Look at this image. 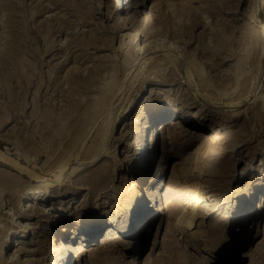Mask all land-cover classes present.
<instances>
[{"label":"rangeland","instance_id":"1","mask_svg":"<svg viewBox=\"0 0 264 264\" xmlns=\"http://www.w3.org/2000/svg\"><path fill=\"white\" fill-rule=\"evenodd\" d=\"M135 1L142 5L127 7L125 13L148 16L150 30L160 31L157 38L150 37L148 41L153 44L159 41L155 45L160 51L155 55L159 59H164L165 55L170 59L165 78L149 80L148 64L129 63L126 43L136 26L126 22L124 29L119 28L112 0H0V155L19 162L36 176L31 179L21 175L0 158V246L9 244L7 249L0 247V258L4 256L7 264H13L10 262L13 255L17 264H56L53 253L60 239L71 241L72 236L69 232L60 234L66 222L58 220L60 209H65L64 216L71 218L88 199L102 208L117 205L118 217L123 218L127 211L123 203L136 197L143 186V181L132 169L138 153L134 148L135 135L129 128L124 130L125 125L147 105L142 115L143 124L158 101L175 88H179L182 97L175 105L172 131L181 133V143L173 147L168 143L167 149L172 148L166 153L169 159L164 161L166 174L160 181L156 179L152 187L162 201L167 200L165 205L171 204V200L165 198L171 184L183 191L194 190L201 184L209 192L207 196L215 194L219 199L238 192L240 198L220 201L222 211L228 208L225 214L207 211L218 201L216 196L206 199L207 206L200 209L194 221L202 225L201 230L218 233L219 227L232 223L231 208H237L241 202L245 206L253 193H259L255 177L259 167L264 165V0ZM118 5L123 13L126 6L123 9L120 2ZM172 81L176 83L167 84ZM213 86L216 92L211 91L215 89ZM112 92L114 98L110 108L104 103L110 101L107 98ZM130 96L132 101L128 103ZM239 96H243L241 101L237 100ZM133 97L137 98L133 100ZM127 104L129 109H124ZM186 114H197L196 119H203L204 126L194 130L181 122L180 117ZM211 126L212 129L223 128L228 135L224 164L215 166L210 157L202 163L204 169L200 173L188 174L186 179H172L175 165L184 169L179 164L184 151L188 150L185 145L194 142L193 136L207 134L206 128ZM154 130L155 127L145 130L149 146ZM244 130V141L238 143L237 135ZM161 143L159 135L160 149L156 147V158L148 164L146 181L151 180L161 161ZM92 151H98L96 159L87 160ZM63 165L66 169L57 181L55 175ZM96 172L108 173L115 190L98 191ZM88 177V190L70 203H61L66 201L69 190L78 180L87 183ZM46 184H51L50 191L55 190L60 195L50 201L33 199ZM222 186L226 192H221ZM184 195L190 203L183 205L178 217L187 213L185 218H189L195 204L191 192H184ZM263 195L264 192H260L258 199L253 197L245 223L240 215L239 223L238 219L233 221L235 230L242 227V231L232 232L230 242L233 245L227 248L225 260L238 261L236 264H260V258L264 257V234L254 236L249 248L243 242L249 240L247 234H253V231L246 234L249 222L264 221V209H261L263 214L252 217ZM23 196L25 206L33 204L34 208L26 209L27 216L19 218L17 204ZM202 205L204 203H200ZM42 210L45 213H41ZM218 218H222L219 224ZM176 219L167 218L166 208L162 217L154 218L150 228L142 232H134L131 228L124 232L118 221L113 226L106 223L94 233L96 236L85 237L84 247L88 250L105 246L103 251L110 264H116L110 257V254L117 256L116 253L125 255L124 259L132 264H145L150 254L157 259L155 264H170L162 245L169 239L165 238L164 230L174 224L178 244L202 256L201 250H196L197 238L186 237V231L177 225ZM24 227L31 230L30 235L23 232ZM107 227L116 235L115 239L105 242ZM156 227H160L162 235L160 240L153 241ZM120 238H128L139 248L132 253L121 249ZM79 239L78 242L82 241ZM75 240L72 243L77 242ZM250 253L254 254L253 258ZM91 263L98 264L92 260ZM212 264L217 263L212 261Z\"/></svg>","mask_w":264,"mask_h":264},{"label":"bare ground","instance_id":"2","mask_svg":"<svg viewBox=\"0 0 264 264\" xmlns=\"http://www.w3.org/2000/svg\"><path fill=\"white\" fill-rule=\"evenodd\" d=\"M119 2L121 3L123 9L126 6V10L123 13H120L119 5H118ZM112 3H113L112 5H114V7L116 9V11H115L117 13L116 14L117 15L116 21H117V24L119 25V28L124 29L126 22H127V24L131 23V24H134L136 26L135 30H133V32H132L133 34H130L129 39L127 40V43H126L127 44L126 47L128 48V53L130 56L128 59L129 63L130 64L143 63L146 65L148 64L150 66L148 71H147L148 72L147 78L149 80H154V78H156V77L165 78V76H166L165 72L167 69H169L170 64H171L170 59H168V57H166V55L164 56V59L163 58L159 59L158 55H155L158 51H160L159 46L155 45L159 42V41H156L158 39H156V40L154 39L157 42L156 43L154 41L155 42L154 44L152 43L153 41H151V42L148 41L150 39V37L157 38V36L160 35V31L159 30H156V31L150 30V23L148 22L149 20L147 18L148 16H144V15H143L144 17L135 16V15L128 16V13H125V12H128L127 7L131 8L133 6L136 8V7L141 6L142 4L139 3V1L134 2V0H112ZM197 67L198 66H196V68ZM195 70L198 71V68ZM193 76H195V74ZM196 79H198V78L196 77ZM200 80H202V79H200ZM196 82H198V81H196ZM175 83L176 82H174V81L167 82V84H169V85H174ZM206 86H209V85L206 84ZM210 87H212V86H210ZM215 87H216V85H215ZM215 87L213 86V88H215ZM228 87H230V83H229ZM237 89H236V91H237ZM212 90H215V92L217 91L216 88L211 89V91ZM233 90H234V88H233ZM208 91H210L209 88H208ZM140 92H141V90H140ZM115 94H116V92H115ZM132 96H130V98H128V103L130 101H132ZM138 96H139V94L137 95V97ZM217 96H219V95H217ZM181 97H182V94L179 93V88H175L171 91L170 94L164 95L163 98L161 99V101H158L157 105H155V108L148 113L145 122L143 121V124H142V120H143L142 115H144V112L147 109V105L142 106L140 108V110L138 111V113L136 115H134V117L131 121L127 120V124L125 125L124 130L126 128H129L132 131L133 135H135L136 144H135L134 148H135V151L137 150V152H138L137 153V161H136L137 163L135 164V166H132V169H133V172H135L137 175H139L140 179L143 181V186H140L139 192L137 193L136 197L134 196V198H132L131 200H127V202L123 203L124 208L127 210L125 212V215L123 216V218L120 219V217H118V214H120V212L118 210L117 205H112L109 207L107 206V208H102V207H100V204L98 205L96 203L90 202L88 199H87V202H85L86 205L82 206V208L77 210L74 213V215L71 216V218L64 216L65 213H67V211L65 209L59 210L61 212V214L59 215L58 220L63 219L64 221H66V222H64L65 225L63 226V229H62L60 234L69 232V234L71 233L72 236H71V241L70 240L64 241V240H62L63 238L60 239L59 247L57 248V250H55V253H53V258H55L56 264H90L91 260L93 261V263L97 262L98 264H110L108 262L109 257L107 255H105V253L103 251L105 246L102 245L99 248L87 250V248L84 247L85 242L87 241V239L85 237H88L90 235L96 236L94 233L97 232L103 224L111 223V225H112L115 221L119 222V225L124 232H126L130 228L134 232H142L146 228L147 229L150 228V225H151L154 218L160 219L162 217V215L164 214L166 208H167V218L169 220L176 219L180 213L181 208H183V205H186V204L188 205L190 203V201H189L190 199L186 198V196L184 195V192H187V191L191 192V197L193 198V201L195 204L194 206L191 207L190 215L192 214V216L189 218H185L187 216V213H185L184 215L178 217L176 219V220H178L177 225H179V227L183 228L184 231H186L184 234L186 237L193 236L194 238H197V241L195 242V246H197L196 250L197 251L201 250L202 256H198V254H194V253L190 252V248L186 247V245L180 246V243L178 244V242H177L178 240L176 239V235H175V230H176L175 228L176 227L173 224V226L170 225L164 230L165 238L167 237L169 239H168V242H166L162 245V250H163L164 255H166V254L169 255L168 256L169 259H167L169 261V263L170 264H190L191 262H195V261H197V263H199V264H212V261H213V263L215 262L217 264L218 263L219 264H236V263H238V261L230 262L228 260H225L223 256L228 251L227 248L230 245L231 246L233 245L232 242H230V239L232 237V232L236 234V233L242 231V227H240V229H238V230H235L236 227H233V224H234L233 221L238 219V223H239L240 217L243 216L244 223H245L246 222L245 219L246 218L248 219V215L250 214L249 211L251 210V207H252L251 205H252L253 197L256 196L258 199V194L260 192H264L263 191L264 190V165L259 167V170L256 173L257 176L255 177L256 188L259 190V193L257 192L256 195L253 193L250 196V199L249 200L247 199L245 206L244 205L242 206L241 203H243V202H241L237 206V208H235V207L231 208V210L233 212L232 223L227 224L228 226L226 225L223 227H219L218 233H212L210 231L205 232V231L201 230L202 225L201 224L197 225L196 222H194V221L196 219H198V217H199L198 214H200L199 213L200 209H202V208L204 209L207 206L206 205L207 201L210 200L211 197H213V196L214 197L216 196L215 200L218 202L216 203V205L211 206L212 208L208 209L207 211L214 210V212H220V213L225 214V212L227 211L228 208H224V211H222V209H221L222 205L219 204L220 201L221 200L228 201L229 198H234V197L240 198V195L238 194V192H236V191L232 192L231 196H229V195L224 196L223 195L224 199H219V197L215 194L207 196V194L209 192L206 191L204 189V187L201 186V184H198L197 188L195 187L194 190H187L186 189L185 191L180 189V187H178L174 184H171L168 187V191H167L166 197H165V198L171 200V204L169 203L166 206L165 204H166L167 200L162 201V199L159 197V194L156 193V191H154L155 190L154 188H152L154 181L156 179H159V181H160L162 179V177L166 174L165 169H166L167 163H164V161L166 159H169L168 155H166L167 151H169L173 146L179 145L181 143V141H180L181 139H179L181 133H176L175 131H172V127L174 125V119H176L175 105L178 103V100ZM242 97L239 96V98H237V100L241 101ZM113 98H114V93L112 96H110V98H107V99H110V101L109 102L106 101L107 103H104V105L113 106V103H112ZM136 98L133 97V100ZM237 100H234V101H237ZM128 105L129 104H127L126 108H124V109H129ZM100 106H102V105L100 104ZM111 106H110V108H111ZM131 106L132 105H130V107ZM101 108L105 109L104 106H102ZM262 111H264V110H262ZM108 112H110V109ZM98 113H100V112H98ZM260 113H261V111H260ZM133 114L134 113H132L131 115H133ZM196 116H197V114H193L191 116L186 114V115H182L181 117L180 116L179 117H180L181 122L189 124V127L193 128L195 130V129H198V128H201L204 126L203 119H202V121H200V119H199L200 117H198L196 119ZM172 117H173V119L170 120ZM154 127H155V130L152 133V136L150 138V144L151 145L149 146L148 135L146 136L145 130L147 128H151V130H152V129H154ZM223 130L224 129L220 128V127H216L214 129H212V126H211V127L206 128L207 134L199 135V137L193 136L192 139H194L193 140L194 142L189 144L188 146L185 145L184 148H187L188 150L184 151L183 156H182L181 161H180V164H179V166L182 165V167H184V169L183 168L180 169V167L178 168L177 165H175L171 171V178L172 179H176V178L177 179H179V178L186 179L188 174H191L190 176H193V174H195V173H197V174L200 173V171L204 169V165H202V163L204 162V160H206L207 158H210V157L213 160L212 163H214L215 166H217V164H219L221 167V164L222 165L224 164L223 159L225 158L226 152L228 150V149L224 148L225 140L228 139V135L225 134ZM150 132L151 131H149V134H150ZM245 132L246 131L244 130L237 135L238 143H241L244 141L243 140V138H244L243 134H246ZM159 135H161V140H162V143H161L162 145H161L160 151H162L163 155H162L160 163L158 164L157 169L155 170V173H153V175H151V177H150L151 180L146 181L147 172H148V164H150L153 161V159L156 158V153H155L156 147H157V149L158 148L160 149V145H158ZM168 135H170V137ZM186 136H188V135L186 134ZM168 143L171 144V146H172L171 148H169V150L167 149ZM97 154H98V151H95L92 154H89V156L86 157V159L93 161L94 159H96L95 157L97 156ZM86 156H87V154H86ZM0 158L2 160L1 161L2 163L8 164L12 168H14L18 173H20L21 175H28L29 178H31V179H34L36 177L34 173L30 172L25 166H23L19 162L12 161V160H10V158H7L3 155ZM48 167H46V168H48ZM51 167L52 166H50V168ZM59 167H61V166H59ZM225 167H226V165H225ZM155 168H156V166H155ZM56 169H59V168H56ZM65 169L66 168H64V165H63V167H61V169L59 170V174L56 173L55 177H56L57 181L61 180V175L64 173ZM215 171H217V170H215ZM94 175H95L94 177L97 180L95 185H96V189L98 191H105L106 192L107 190H115L114 187H111L110 177H109L108 173L96 172V174H94ZM210 175H211V172H210ZM220 175H218V176H220ZM89 178L90 177L86 178L87 183L86 182L84 183L83 180H78V182H76L73 185V187H71V190H69L66 201L61 202V203H70L71 201L76 200L80 195H82V192H84L85 190H88L87 186H88L89 181H90ZM84 180H85V178H84ZM59 186H60V184H59ZM51 187H52L51 184L44 185L43 188L40 191H37L36 195L33 196L32 198L35 199L36 201L37 200H39V201H42V200L43 201H50L52 198L58 197L60 194H56L58 192H56L55 190L50 191ZM224 187L222 186V190L219 189V190H221L222 193L226 192ZM207 188H209V187H207ZM23 191H24V188L21 189L22 193H23ZM89 194H90V192H89ZM29 196H30V194H27V198H29ZM206 199H208V200H206ZM259 200L261 202H259L255 211L252 213V215H253L252 217H254L256 215L259 216L260 214H263L262 210L264 209V195ZM200 203H204V205L200 206ZM32 207L34 208L33 204L32 205L29 204V205L25 206L24 196H23L21 198V200H19V203L17 204V213H19L18 217L19 218H21L22 216L26 217L27 216L26 209L27 210L30 208L32 209ZM242 208H243V211H242ZM36 213H38V212H36ZM41 213H45V211L42 210ZM205 215H206V213H204V216ZM239 215H240V217H239ZM143 217H144V219H143ZM221 220H222V218H220V219L218 218L216 220L217 224L221 223L222 222ZM260 220L261 219H258L256 221L253 220V221L249 222V225L246 229V234L249 231H253V234L249 235V236H248V234L246 235V237L249 240L247 241V243L245 242L246 241L245 240L243 242V245L247 244L246 245L247 248H249L251 246V244L253 243L254 236L256 238L257 236L264 234V221L260 223ZM211 224H213V223H211ZM68 226H71L70 229H68ZM214 226H216V223L214 224ZM244 226H245V224H244ZM210 227H211V225H210ZM248 228H249V230H248ZM106 230L107 231L104 234V237L106 240L105 242H107V240L112 239V238L115 239L114 238L116 235L115 231H113L110 227H107ZM30 231L31 230H28L27 227H24V229H23V232H27L28 235H30ZM187 233H189V234H187ZM161 235H162V230H160V227H158L156 232H155V236H154L153 241H156V239L160 240ZM22 236H24V235H22ZM78 238H80L79 240H82V241L78 242ZM68 239H70V238H68ZM72 240H75L77 242L72 243ZM117 240H119V239H117ZM92 241L93 240H91V242ZM17 246H19V244H17ZM0 247L2 250H3V248L7 249L9 247V244H8V242H6L5 246L1 245ZM119 247L121 249L127 250L129 253H132L133 251H135L136 249L139 248V245L130 242L128 240V238H124V239L120 238ZM262 249L264 250V248H262ZM260 252H262V250ZM116 254H117V256L115 254H110V257L116 262V264H130V263L132 264V262H128L126 259H124L125 255L119 256L118 253H116ZM119 254H121V252ZM249 256L251 258H253L254 254L250 253ZM159 258H161V257H159ZM261 258H260V260H261L260 264H264V257L262 259ZM10 260H11L10 262H13V264H17L14 255L11 256ZM155 260H157V259L153 258V255L150 254L149 258H146L145 264H148L149 261H151L150 262L151 264H155ZM157 262L158 261H156V263ZM0 263L1 264H7L8 262H6V258H4V256H2V259L0 258Z\"/></svg>","mask_w":264,"mask_h":264}]
</instances>
